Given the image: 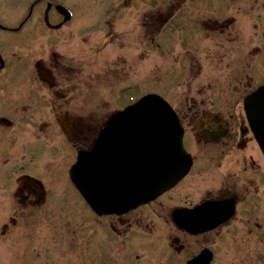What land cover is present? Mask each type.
<instances>
[{"label": "flooded vegetation", "instance_id": "flooded-vegetation-1", "mask_svg": "<svg viewBox=\"0 0 264 264\" xmlns=\"http://www.w3.org/2000/svg\"><path fill=\"white\" fill-rule=\"evenodd\" d=\"M14 1L25 8L7 15L0 0V264H216L242 225L264 246L247 109L264 86V0ZM152 93L177 115L189 170L138 207L95 210L71 169Z\"/></svg>", "mask_w": 264, "mask_h": 264}, {"label": "water", "instance_id": "water-1", "mask_svg": "<svg viewBox=\"0 0 264 264\" xmlns=\"http://www.w3.org/2000/svg\"><path fill=\"white\" fill-rule=\"evenodd\" d=\"M247 108L264 151V87L248 99ZM133 147L139 150V162L127 160L133 155L118 159L119 152H136ZM184 155L183 130L175 112L161 96L149 94L115 115L95 148L80 153L71 176L95 209L125 212L179 181L189 170ZM201 257L198 264L209 263Z\"/></svg>", "mask_w": 264, "mask_h": 264}, {"label": "rangeland", "instance_id": "rangeland-1", "mask_svg": "<svg viewBox=\"0 0 264 264\" xmlns=\"http://www.w3.org/2000/svg\"><path fill=\"white\" fill-rule=\"evenodd\" d=\"M16 3L14 0H7L4 12L7 15L21 13L25 6ZM232 230L220 235V246L216 264H264L260 256H264V246L259 233H254L249 238L248 233L243 229Z\"/></svg>", "mask_w": 264, "mask_h": 264}]
</instances>
